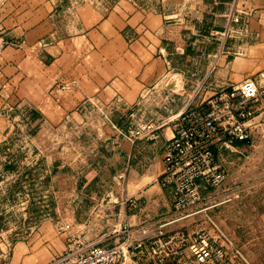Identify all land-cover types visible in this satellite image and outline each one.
<instances>
[{
    "label": "crops",
    "instance_id": "0c3cea01",
    "mask_svg": "<svg viewBox=\"0 0 264 264\" xmlns=\"http://www.w3.org/2000/svg\"><path fill=\"white\" fill-rule=\"evenodd\" d=\"M237 13L241 22L224 37ZM0 25L9 43L0 56V108L29 103L41 114L35 126L73 130L81 149L92 151L77 182L78 203L91 206L64 218L98 239L125 220L139 226L169 215L174 191L161 179L163 146L174 135L170 120L189 101L264 69V0H0ZM172 47L187 68L173 61ZM169 74L176 83L164 84ZM185 81L206 96L184 94ZM137 103L149 118L167 122L158 141L128 137V114ZM9 124L0 116L1 142L14 136ZM57 136L65 148L66 134ZM130 197L140 199L139 209L125 203ZM15 250L17 264L45 263L35 244Z\"/></svg>",
    "mask_w": 264,
    "mask_h": 264
},
{
    "label": "rangeland",
    "instance_id": "374dc122",
    "mask_svg": "<svg viewBox=\"0 0 264 264\" xmlns=\"http://www.w3.org/2000/svg\"><path fill=\"white\" fill-rule=\"evenodd\" d=\"M170 51L176 52L173 47ZM180 57L183 55L175 53L173 61L187 68L188 62ZM172 81V74L165 76L164 84L176 83ZM184 86L186 95L207 94L192 92L188 81ZM1 97L6 99L2 92ZM89 110L93 117L103 115L98 109ZM0 116L9 119L11 127L6 126V131L14 135L0 141V242L11 244L9 263L17 264L13 262L17 244H35L41 249L39 260L49 264L76 240L98 239L77 231L64 218L70 211L76 215L77 207L85 214L91 206L81 208L78 203L77 182L78 171L92 151L81 149L73 130L47 128L44 123L35 126L41 114L29 103L17 109L4 102ZM254 127L251 141L224 153L220 163L228 174L225 183L219 189L205 190L200 205L203 211L183 223L190 229L206 228L214 235L223 231L242 252L240 264H264V124L260 121ZM61 132L66 134L65 148L60 147L57 136Z\"/></svg>",
    "mask_w": 264,
    "mask_h": 264
},
{
    "label": "built area",
    "instance_id": "2783aa9c",
    "mask_svg": "<svg viewBox=\"0 0 264 264\" xmlns=\"http://www.w3.org/2000/svg\"><path fill=\"white\" fill-rule=\"evenodd\" d=\"M241 20L238 13L232 15L222 35L233 33L232 23ZM8 45L0 25V56ZM142 107L137 103L131 109L126 133L134 143L143 139L156 142L167 122L149 118ZM170 121L174 135L163 146L165 171L161 179L163 186L174 191L169 215L139 226L125 220L105 238L76 240L49 264H119L128 260L137 264L242 263V252L221 230L214 235L206 228L190 229L188 225L167 228L203 211V192L219 189L227 180L220 163L224 153L234 151L237 143L251 141L254 126L260 121L264 124V69L200 102L189 101ZM125 175L123 171L118 178ZM125 203L133 209L141 207L136 197L126 198ZM112 237L117 240L106 244ZM9 249L10 243L0 242V264H10Z\"/></svg>",
    "mask_w": 264,
    "mask_h": 264
},
{
    "label": "water",
    "instance_id": "95a60500",
    "mask_svg": "<svg viewBox=\"0 0 264 264\" xmlns=\"http://www.w3.org/2000/svg\"><path fill=\"white\" fill-rule=\"evenodd\" d=\"M110 200H111V197L109 196L108 199H106L105 203L110 202Z\"/></svg>",
    "mask_w": 264,
    "mask_h": 264
},
{
    "label": "trees",
    "instance_id": "16d2710c",
    "mask_svg": "<svg viewBox=\"0 0 264 264\" xmlns=\"http://www.w3.org/2000/svg\"><path fill=\"white\" fill-rule=\"evenodd\" d=\"M238 145H239V146H241V145H242V143H237V146H238Z\"/></svg>",
    "mask_w": 264,
    "mask_h": 264
}]
</instances>
